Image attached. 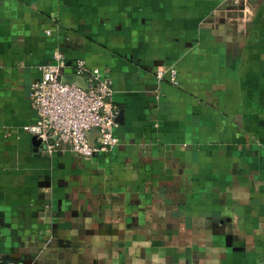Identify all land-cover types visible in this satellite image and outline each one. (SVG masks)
Listing matches in <instances>:
<instances>
[{
  "label": "crops",
  "instance_id": "0c3cea01",
  "mask_svg": "<svg viewBox=\"0 0 264 264\" xmlns=\"http://www.w3.org/2000/svg\"><path fill=\"white\" fill-rule=\"evenodd\" d=\"M59 53L113 80L112 150L30 131ZM0 262L264 264V0H0Z\"/></svg>",
  "mask_w": 264,
  "mask_h": 264
},
{
  "label": "built area",
  "instance_id": "2783aa9c",
  "mask_svg": "<svg viewBox=\"0 0 264 264\" xmlns=\"http://www.w3.org/2000/svg\"><path fill=\"white\" fill-rule=\"evenodd\" d=\"M56 61L44 66L41 78L31 86L30 100L37 118L30 131L49 152L55 149L54 138L69 143L86 159L112 150L119 143L114 131L118 126L119 107L113 101V80L100 68H89L79 60L75 74L85 79L87 87L63 82L59 72L67 66L66 59L59 53ZM170 74L176 83L175 70L171 69ZM163 75V70L157 72L159 78ZM92 129L99 131L94 145L87 134Z\"/></svg>",
  "mask_w": 264,
  "mask_h": 264
},
{
  "label": "water",
  "instance_id": "95a60500",
  "mask_svg": "<svg viewBox=\"0 0 264 264\" xmlns=\"http://www.w3.org/2000/svg\"><path fill=\"white\" fill-rule=\"evenodd\" d=\"M59 76L63 82H68V83L75 82L82 87H85V88L87 87L85 79L81 76L76 75L74 73L73 68L71 67V64H69V63L67 64L66 67H62L60 69ZM87 134H88L90 143L92 145H94L95 144V138L99 134V131L97 129H92ZM39 141L41 142V139H39ZM0 264H4V263L0 262Z\"/></svg>",
  "mask_w": 264,
  "mask_h": 264
}]
</instances>
